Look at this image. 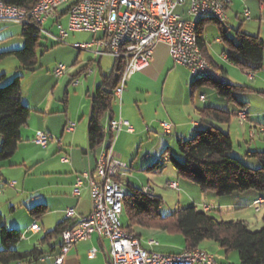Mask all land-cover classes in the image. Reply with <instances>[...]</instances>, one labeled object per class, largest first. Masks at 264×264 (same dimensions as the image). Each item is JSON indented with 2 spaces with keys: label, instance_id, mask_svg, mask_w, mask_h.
I'll return each mask as SVG.
<instances>
[{
  "label": "crops",
  "instance_id": "crops-1",
  "mask_svg": "<svg viewBox=\"0 0 264 264\" xmlns=\"http://www.w3.org/2000/svg\"><path fill=\"white\" fill-rule=\"evenodd\" d=\"M77 1L68 0L66 3L59 5L56 8L55 14L43 22L40 38L43 34L47 39H52L55 42L54 37L57 36L59 28L66 26L68 7ZM245 11L249 19H246ZM227 16L236 20L241 17L243 21L251 22L255 27L257 26L256 34H252V32L242 29V22H240L234 30V34L236 30H239L247 35L258 36L264 44V5L259 4L257 0H231V4L227 10ZM62 20H64V24H61ZM207 22L202 23L203 35L201 40L202 53H204L206 60L214 69L223 73L229 85L246 87L240 85L241 81L239 80L241 75L238 72H234L233 67L235 66L227 61L226 56L230 50V46L221 38L223 36L227 40L236 43L235 36L234 38H230L226 34L227 28L224 25L226 22L217 25L218 29H224L223 35L219 31V36L215 39L216 44L220 48L219 59L217 60L204 37ZM46 25L47 28L44 29ZM78 33L86 32L68 33L65 41L69 39L68 42L71 43V47L75 44H91L89 50H77L78 52L74 56L72 66L83 61L82 66L70 76L67 83L62 78L59 83H55V86L49 92L47 90L43 97L32 101V105L23 103L31 112L27 123L19 130L20 142L13 155V157L19 155L20 159L16 157V161H11L9 164V167H23L25 169V180L28 178L36 179V187L29 191L26 202H24L25 206L29 205L27 209L28 213L32 207L43 206L44 208V214L41 217L35 218L29 213L31 218L27 219L23 226L25 231L23 234L20 233L21 241L16 246L18 251H28L33 247H38L45 251L43 257L33 264H53L54 257L59 253L61 244L59 236L47 242H39L46 233L52 231L58 224L63 223H66L67 228H72L76 225L79 218L86 217L90 214V184L91 182L98 181L95 173L96 160L100 153L109 146L112 136L108 131V127L112 120L116 121L121 119L126 121L131 127L130 132L122 128L112 145L113 153L126 166L121 172L120 182L124 186H137L127 177L129 175L127 168H135L137 171H144L152 176L151 178H147V186H156L155 183H152L154 179H157L154 176L161 175L162 169L165 168L161 163V156L163 155L164 161H168V158L166 159L165 157L168 151L167 148L159 152V154L155 152V145L158 142V134L155 131L160 127V125L158 126V119L163 120V122H170L169 124L173 127L172 131L176 135L175 142L179 139L188 140L193 136L191 134L195 129L201 128L202 123L199 112L202 109L206 107L217 108V104L222 105V102L227 103L217 95L212 87L201 82H196V78L190 74L188 69L175 65L169 57L167 46L164 43H159L153 49L149 65L141 72L133 74L127 81L120 100L121 106L116 108L118 100H115L112 104L111 111L104 114L102 126L105 139L95 152H90L87 150L86 137L90 99L101 82V76L107 75L111 71L114 60L107 56H95L94 53L99 48L93 42L99 39L100 36L98 34L86 33L91 36V39H87V42H82L74 38V34ZM69 34L73 37L70 38ZM23 45L21 25L15 23H0V53L20 50ZM83 51L86 52L81 54ZM10 59L15 58L8 56L0 61V68L3 66L2 63H4V60L9 61ZM12 63L16 64V62ZM16 69L19 70V67ZM239 70L241 72L243 71L242 73L246 72L248 79L255 80L257 78L260 81H264V66L263 69L256 73H251L240 68ZM88 71H91V73H88ZM0 75H4L5 78L6 72L0 71ZM81 77L84 79L83 81ZM76 81L77 84H74ZM64 83H66V86ZM61 85L65 86L62 101L58 99L54 100V97H52L54 90L57 91ZM70 85L73 86L71 87V93L69 89ZM253 89L258 90V87L254 86ZM178 95L181 98H178ZM22 99L23 92L21 88ZM237 99L247 104L244 108L247 114V119L244 123L250 122V117L253 113L250 112L248 101L238 96ZM70 101H74L75 106H71ZM132 105L135 110H133V107L131 108ZM230 111H235L234 116L237 118L236 113L240 111V108L233 103V108ZM69 126H72V131L68 130ZM263 126L261 125L258 129L261 133H263ZM252 128L249 125L250 131ZM222 130L226 131L231 139L229 126L225 130L222 128ZM39 131L45 132L47 136V144L44 148L33 143L34 136ZM250 135L251 138L254 136L253 133ZM135 143H138V146L134 154L132 150L130 151V146ZM39 149L42 151L39 152ZM142 150L149 152L144 159H141L140 156ZM64 157L68 159V162L64 163L62 161ZM19 160H21L20 164L18 163ZM153 160L155 161L153 164L160 162V165H163L159 171H156L157 169L153 171L146 170V167L153 165H149ZM25 164L29 166V169ZM2 171L1 169L0 190L8 182L7 177ZM84 173L87 176H84ZM124 178L126 184L123 183ZM77 179L81 181V185L78 188V193L74 194ZM178 179L180 180L179 184L176 182H167L168 188L173 189L172 186H176L175 190H177L181 183L194 186V184L188 181ZM16 185L17 183L12 181L7 186L16 187ZM147 188L156 195L151 187ZM208 195L212 197L210 205L204 206V208L208 209V213L214 209L219 213L223 210H226V213L236 211L237 213L235 215L237 219L233 220H239L245 223L246 219H244V215L248 211H251L253 214H258L261 212L263 206L261 204L259 211H255L253 203L262 198L253 191L232 194L226 197H217L214 194ZM67 209L74 211V218H67L65 214ZM31 226H36L38 229L37 232H30L29 228ZM134 234L138 235L135 232ZM36 238H38L37 243L32 245V241ZM137 238L142 249L154 253L160 252L158 243L149 244L153 240H148L143 244L140 235ZM108 248L109 243L106 239L99 237L97 234H91L87 240L78 242L69 250L65 256L64 264H109L107 255ZM216 248L219 258V261H217L218 264H233L230 261L232 254H224L221 249ZM93 250L94 255L92 258H89V253ZM170 254H175V252H171Z\"/></svg>",
  "mask_w": 264,
  "mask_h": 264
},
{
  "label": "trees",
  "instance_id": "trees-1",
  "mask_svg": "<svg viewBox=\"0 0 264 264\" xmlns=\"http://www.w3.org/2000/svg\"><path fill=\"white\" fill-rule=\"evenodd\" d=\"M37 1L0 0L7 6L27 11L32 9ZM257 2L264 5V0H257ZM219 31L223 35L224 29L219 28ZM202 32L201 23L196 28V34L199 48L203 52ZM21 36L24 41L22 49L0 53V61L13 56L20 65L19 73L13 77L12 81L0 86V170L2 163L13 157L20 142L19 130L27 123L31 112L21 100L22 75L20 71L34 72L37 70L36 49L39 45L40 29L34 22L29 23L21 26ZM221 38L230 46L226 56L229 63L251 73L262 69L264 44L258 36L247 35L236 30V43L223 36ZM122 72L123 67L118 61H114L111 71L101 76V82L91 96L86 130L87 150L90 152H95L105 139L102 118L105 113L111 111L112 104L116 100L113 97V91L119 84ZM221 75L223 76V73ZM3 79L4 75H0V81ZM196 82L209 85L220 98L227 103H235L240 111H244L247 104L239 101L237 94L249 89L229 85L227 82L219 84L201 79H196ZM199 113L203 127L197 129L188 140L179 139L176 142L182 162L174 157L167 159L177 177L194 184L201 193L210 192L217 197H226L253 191L264 201V153L246 154L248 157L257 158L262 163L257 169L248 168L229 155L232 151V141L229 134L221 127L229 124L235 111H221L206 107ZM162 166L160 162H157L146 167V170L157 169L156 171H159ZM124 188L126 189L122 201V214L127 216V223L122 228L136 238L138 235L134 234V226L178 233L183 237L186 251L198 249L201 243L209 241L221 249L224 254L236 252L238 264H264V212L261 218L262 227L257 231H250L243 221L217 220L207 211H198L193 206L177 208L170 215L162 216L159 211L162 199L159 196L152 192H143L142 188L130 185ZM262 207L264 208V203ZM29 213L38 218L44 214V208L43 206L32 207ZM65 229H67L66 223L58 224L39 242H47L60 237ZM20 241V232L16 229H8L0 214V264H33L45 254V251L38 247H33L28 251H18L16 246Z\"/></svg>",
  "mask_w": 264,
  "mask_h": 264
},
{
  "label": "built area",
  "instance_id": "built-area-1",
  "mask_svg": "<svg viewBox=\"0 0 264 264\" xmlns=\"http://www.w3.org/2000/svg\"><path fill=\"white\" fill-rule=\"evenodd\" d=\"M68 0H38L30 10L7 6L0 2V23H15L21 26L29 23L38 25L40 31L43 22L55 14L56 8ZM231 0H78L68 7L67 22L60 27L54 40L64 44L68 33L86 32L99 35L93 43L98 46L95 56H107L118 61L123 72L113 97L121 100L122 92L130 77L144 70L152 58L154 47L164 43L168 48L170 59L175 65L183 66L190 74L201 80L225 84L221 72L214 69L204 57L197 41L196 28L205 21H213L219 25L227 20V10ZM181 9L180 13H176ZM249 19L247 12H244ZM91 44H75L77 50H89ZM67 67L58 64L53 75L61 78L66 75ZM91 73V71H88ZM115 75V73H114ZM77 84V81L74 83ZM240 119H246L244 111L238 113ZM165 133H170L172 125L161 123ZM131 127L121 119L112 120L108 131L111 133L109 146L100 153L96 160L95 173L97 182L90 184L91 212L79 218L72 228L60 234L59 253L53 264H64L65 256L78 242L87 240L91 234H97L109 243V264H218L213 256L194 250L182 251L178 254H159L141 248L139 240L120 226L119 212L115 204L116 193L122 192L120 178L126 168L112 150L118 133ZM72 131V126H69ZM33 143L44 148L47 136L36 132ZM68 162L66 157L62 158ZM87 176L86 173L83 174ZM81 181L77 179L74 194L78 193ZM176 189V186H172ZM148 188H143L147 192ZM262 200H256L254 206L259 211ZM206 210V208H204ZM67 218H74L72 209L65 212ZM36 226L29 228L37 232ZM149 244H155L150 241ZM94 250L89 253V258Z\"/></svg>",
  "mask_w": 264,
  "mask_h": 264
},
{
  "label": "rangeland",
  "instance_id": "rangeland-1",
  "mask_svg": "<svg viewBox=\"0 0 264 264\" xmlns=\"http://www.w3.org/2000/svg\"><path fill=\"white\" fill-rule=\"evenodd\" d=\"M181 9H177L176 13H180ZM226 23L224 24L227 28L226 34L230 38H234V30L238 27L240 22H242V29L248 32H252V34H256L257 26L251 22H245L241 17L238 18V20L228 17L227 16ZM61 24H64V20L61 21ZM47 28V25L44 27V29ZM70 38L73 37L71 34ZM219 36V29L216 23L212 21H208L205 28L204 37L208 44V46L211 49L212 54L219 59V53L220 48L216 44L215 39ZM74 38L77 40H81L82 42H87V39H91V36L86 33H78L74 34ZM73 38V39H74ZM16 40V39H14ZM66 40L64 44H58L55 46L56 42L47 39L43 34L42 37L39 40V47L36 49V56H37V64H36V71L35 72H21L22 79H21V88L23 92V99L22 103H27L29 105H32V101H35L45 94V92H48L51 90L52 87L55 86V83H59L62 78L65 79V82L67 83L70 76L80 69L82 66L83 61L79 62L77 65L72 66L74 56L77 54V49L73 48V46H70V42ZM22 49V48H21ZM86 51L81 52V54H84ZM8 60V59H6ZM12 62H16V64H13ZM219 63V62H218ZM3 66L0 68V71H5L6 76L3 80L0 81V86L6 85L10 81H12L13 77L19 73L16 68H20L19 64L15 59H10L9 61H5L2 63ZM58 64H62L67 67L66 75L62 76L61 78H57L53 75V68H55ZM1 66V65H0ZM264 66V65H263ZM231 71L238 72L241 77L240 80L241 84L244 85L249 89L248 91H245L243 93H239L237 96L239 98H244L248 101L250 112L253 113L250 117V122L244 123V121L247 119H240L238 116V113H236L237 118L233 116L229 122L228 125L222 126V128L227 129L229 126V130L231 131V141H232V151L229 153L230 156L237 159L242 165L251 168V169H257L261 167L262 163L258 161L255 157H248L247 153L252 152H259L264 153V134L261 133L258 129L261 127V125H264V81H260L259 79L255 78L248 79L247 73H242L241 70L237 67H233ZM263 69V67H262ZM253 75V74H252ZM98 78V76H97ZM244 78V79H243ZM81 80L84 79L81 77ZM66 83L64 85L66 86ZM58 87V90H54V94L52 97L55 99H58L59 101H62L63 98V89L65 86ZM73 85V84H72ZM72 85L69 86L70 93L72 91L73 87ZM60 86V85H58ZM258 87V90H254L253 87ZM263 89V90H261ZM50 96V98L52 99ZM178 98H181L180 95L177 96ZM197 98V97H196ZM131 101V100H129ZM70 101L71 106H75V102ZM213 105V104H212ZM215 105V104H214ZM26 106V105H25ZM62 106V105H61ZM121 106V101H117V107L119 108ZM217 108L213 107L215 109L221 110V111H228V109L233 108V103H223L217 104ZM134 108L132 105L131 108ZM229 107V108H228ZM62 108V107H61ZM229 109V111H230ZM135 110V108L133 109ZM246 113V112H245ZM247 115V114H246ZM198 120V118H197ZM163 120L158 119V130H156V134H158V142H156V154H159V152L163 151L164 149H168V151L165 154L166 159L168 157H174L178 161L182 162V157L180 153L178 152L177 146H176V135L173 131L171 133H165L161 127V124ZM166 123H170L168 121H165ZM244 123V124H243ZM216 126H218L216 123H214ZM249 125H251L253 128L250 131ZM203 127V125H201ZM199 129V128H198ZM173 130V129H172ZM195 129L191 135H194ZM45 134L43 131H39ZM251 133L254 134V136L251 138ZM116 138V137H115ZM144 141V140H143ZM1 142V139H0ZM154 144V143H153ZM138 143L133 144L130 146V151L132 150L135 154L137 149ZM31 151V150H27ZM42 150L39 149V152ZM149 152L147 150H142L140 153L141 159H144L145 156ZM163 156V155H162ZM161 156V163L164 165V169H162L161 175L154 176V179L152 183H155L156 186H147V178H151V175H148L144 171H137L135 168H127V172L129 175L127 176L130 181L135 183L137 188H146L151 187L155 194L158 195L162 199V204L160 207V213L162 216H168L173 211H175L177 208H185V207H195L198 211H203L204 206L210 205L211 198L208 194L213 193H201L199 189L194 185L188 186L186 184H180L178 189H170L167 186V182H176L179 184V179L176 177V173L171 166L169 161H164V158ZM17 159H20L19 155L15 157H11L7 161L2 163V172L7 177V185L9 183L16 182V187H7L3 186L0 190L2 193L0 194V214L4 218V224L8 229H16L21 234L24 233V225L27 221V219H30L29 213L27 211L28 206H25L24 202H26V199L28 197L29 191L34 189L35 186V180L32 178L24 179V172L25 169L20 166L15 167H9L10 162L16 161ZM14 158V159H13ZM19 160V164H20ZM154 160L150 162L149 165H152ZM26 167L27 164H25ZM29 165V164H28ZM123 183L126 184L125 178L123 179ZM142 185V186H141ZM126 189V188H125ZM260 209V206H259ZM205 211H208L206 209ZM226 210L221 211V213L217 212L216 209L211 210L209 214L213 216L217 220L222 221H228L237 219V216L235 215L237 212L232 211L230 213H226ZM264 212V208L262 207V210L258 214H253L251 211H248L244 215V219H246V223L248 225V229L250 231H257L262 227V215ZM127 223V216L125 214H122L121 216V224L122 226H125ZM133 231L140 235V239L143 244H145L148 240H153L154 242L158 243L160 246V252L159 254H170L171 252H175V254L181 253L184 250V240L183 237L178 233H170L163 230L158 229H148L141 226H134ZM42 236V235H41ZM40 236V237H41ZM38 237V238H40ZM38 238L34 239L32 241V245L37 243ZM30 244V243H29ZM1 247V245H0ZM30 247V246H29ZM199 250L211 255L215 256V261H219L218 254H217V248L216 246L209 242L204 241L199 245ZM229 254H232L231 257V263L238 264V257L236 252H231ZM15 264V263H12Z\"/></svg>",
  "mask_w": 264,
  "mask_h": 264
},
{
  "label": "bare ground",
  "instance_id": "bare-ground-1",
  "mask_svg": "<svg viewBox=\"0 0 264 264\" xmlns=\"http://www.w3.org/2000/svg\"><path fill=\"white\" fill-rule=\"evenodd\" d=\"M147 192H150V189L149 188H148V191ZM124 196H125V188H124V186H122V192L116 193V196H115V204H116V208H117V210L119 212V219H121V214H122V201L124 199ZM259 200H262V199H259ZM263 203H264V201H263ZM253 207L255 209L254 203H253ZM255 211H256V209H255ZM256 212H258V211H256ZM120 226L122 227L121 221H120ZM125 232H127V231H125ZM195 251L196 252H203V251H201L199 249H195ZM174 264H185V263H174Z\"/></svg>",
  "mask_w": 264,
  "mask_h": 264
}]
</instances>
